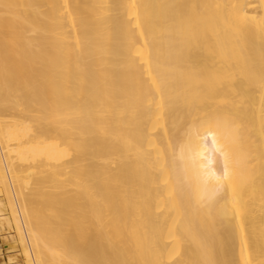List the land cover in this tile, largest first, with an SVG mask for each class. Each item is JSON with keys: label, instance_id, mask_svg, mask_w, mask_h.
Listing matches in <instances>:
<instances>
[{"label": "bare ground", "instance_id": "bare-ground-1", "mask_svg": "<svg viewBox=\"0 0 264 264\" xmlns=\"http://www.w3.org/2000/svg\"><path fill=\"white\" fill-rule=\"evenodd\" d=\"M1 189L27 264H264V0H0Z\"/></svg>", "mask_w": 264, "mask_h": 264}, {"label": "rangeland", "instance_id": "rangeland-1", "mask_svg": "<svg viewBox=\"0 0 264 264\" xmlns=\"http://www.w3.org/2000/svg\"><path fill=\"white\" fill-rule=\"evenodd\" d=\"M5 192L0 190V211L4 220L0 222V264H27L23 249L18 242L14 220L11 218V208L6 200ZM0 215V218H2ZM12 220V221H11ZM6 222V223H5Z\"/></svg>", "mask_w": 264, "mask_h": 264}]
</instances>
